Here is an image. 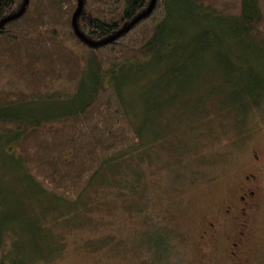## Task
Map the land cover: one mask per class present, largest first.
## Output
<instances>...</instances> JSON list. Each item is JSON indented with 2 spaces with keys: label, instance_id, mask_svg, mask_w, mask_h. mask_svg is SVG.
Wrapping results in <instances>:
<instances>
[{
  "label": "rangeland",
  "instance_id": "374dc122",
  "mask_svg": "<svg viewBox=\"0 0 264 264\" xmlns=\"http://www.w3.org/2000/svg\"><path fill=\"white\" fill-rule=\"evenodd\" d=\"M174 7L169 25L181 27L186 39L172 45L184 43V56L161 49L117 77L145 144L106 161L78 200L65 202L36 187L16 159L11 133L0 132V234L10 238L0 258L14 264H236L227 261L224 236L237 233L239 220L226 209L235 203L244 176L254 174L257 205L249 212V240L239 254L245 260L237 262L264 264V101L244 123L233 124L234 114H219L234 87L222 78L217 58L222 53L234 60L251 50L232 41L225 48L233 55L212 41V48L200 49L195 37L217 28L196 18L184 0ZM191 18L200 21L191 24ZM217 34L225 37L220 28ZM87 54L82 51L84 60ZM128 65L137 63L123 68ZM249 65L244 74L264 70L255 60ZM56 85L76 90L72 83ZM19 86L17 78L0 74V88ZM67 101L53 98L27 107L39 117L52 116ZM209 220L223 236L215 246L200 239Z\"/></svg>",
  "mask_w": 264,
  "mask_h": 264
},
{
  "label": "trees",
  "instance_id": "16d2710c",
  "mask_svg": "<svg viewBox=\"0 0 264 264\" xmlns=\"http://www.w3.org/2000/svg\"><path fill=\"white\" fill-rule=\"evenodd\" d=\"M23 1L0 0V20L17 12ZM184 1L196 18L207 19L225 36L214 28L197 35L194 40L200 49L212 48V41L233 55L225 48L232 41L238 49L251 50L248 55H233L234 60L222 53L217 58L225 71L224 81L236 86L231 97L221 102L219 114L223 118L234 114L233 124L244 123L250 110L264 101V70L249 68L243 73L251 59L264 64V0ZM150 2L82 0L77 28L90 40H102L125 27ZM175 2L155 0L151 11L127 31L96 46L85 42L73 27L78 0H27L19 16L0 25V74L21 84L0 88V132L11 133L16 159L36 187L73 203L106 161L145 144L139 125L128 114L117 77L145 63L155 51L172 48L171 54L184 53V43L172 45L176 38L186 39L181 27L169 25ZM199 21L191 18V24ZM82 51L88 52L85 60ZM165 56L160 55L161 62ZM127 62L137 65L123 68ZM60 81L72 83L76 90L55 88ZM53 98L68 99L56 115L39 117L32 106L27 107ZM19 106L23 113L10 115ZM9 240V235L0 234V250L7 251ZM0 264L14 263L0 258Z\"/></svg>",
  "mask_w": 264,
  "mask_h": 264
},
{
  "label": "flooded vegetation",
  "instance_id": "af4514ba",
  "mask_svg": "<svg viewBox=\"0 0 264 264\" xmlns=\"http://www.w3.org/2000/svg\"><path fill=\"white\" fill-rule=\"evenodd\" d=\"M255 178L254 174H247L244 176V181L240 187V192L235 203L229 204L226 209L228 214L239 220L237 233H234L231 236H224L225 242L228 244L226 253L229 260L227 261H232L236 264L245 260L244 256H239V254H244V250L249 240V212H251L257 205L256 185L253 183ZM215 225V222L211 220L203 225V233L200 234V239L205 242V245L210 242L215 246L219 241L223 240V236L216 234L214 231L216 230Z\"/></svg>",
  "mask_w": 264,
  "mask_h": 264
},
{
  "label": "water",
  "instance_id": "95a60500",
  "mask_svg": "<svg viewBox=\"0 0 264 264\" xmlns=\"http://www.w3.org/2000/svg\"><path fill=\"white\" fill-rule=\"evenodd\" d=\"M154 1L155 0H151V2H150V4H149V6L147 7V9L146 10H144L143 12H141L140 14H138L136 17H134L125 27H123L121 30H119V31H117L116 33H114L113 35H111V36H109V37H107V38H104V39H102V40H98V41H93V40H90V39H88L87 37H85L79 30H78V28H77V24H76V18H77V16H78V14H79V12H80V10H81V7H82V0H78V5H77V7H76V9H75V11H74V13H73V16H72V23H73V27H74V29H75V32L85 41V42H87L88 44H90L91 46H96V45H99V44H102V43H105V42H107V41H110L111 39H113L114 37H116V36H118L120 33H122V32H125V31H127L136 21H138L139 19H141L142 17H144V16H146L150 11H151V9H152V7H153V5H154ZM26 3H27V0H24L23 1V4H22V6H21V8L17 11V12H15V13H13V14H11V15H8V16H6L5 18H3V19H1L0 20V25L2 24V23H4V22H6V21H8V20H10V19H12V18H15V17H17V16H19L22 12H23V10H24V8H25V6H26Z\"/></svg>",
  "mask_w": 264,
  "mask_h": 264
}]
</instances>
